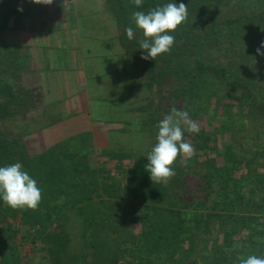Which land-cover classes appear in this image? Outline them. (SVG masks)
<instances>
[{
    "label": "trees",
    "instance_id": "trees-1",
    "mask_svg": "<svg viewBox=\"0 0 264 264\" xmlns=\"http://www.w3.org/2000/svg\"><path fill=\"white\" fill-rule=\"evenodd\" d=\"M27 1L30 0H0V29H14L9 27L8 23L12 3L16 5ZM205 1L197 0L196 7L190 6L187 21L178 26L175 32L169 33L175 36V43L170 53H165L163 56L166 57L167 63L170 65L175 57L184 54L186 59L201 71H214L227 77L230 72L227 66L207 65L205 59L211 56L212 50L217 47L223 46V49L231 47V44L228 45L226 41L222 42L224 39L221 36L223 35L217 33L219 25L233 24L237 29L238 26L241 27L240 29H244L246 22L243 21L242 15L229 17L226 21L223 20V23L219 22L210 14L211 8L206 6L207 20H210L211 23L206 28L202 26V31L196 33L199 25H195L192 13L202 7V2L207 4ZM114 2L119 4L122 15L129 19L127 14L130 9H132L130 11L132 13L134 11L147 13L150 9L174 1L143 0L140 8L134 5L133 0H126V3L125 0H114ZM125 4L128 6L126 7ZM14 12L17 13V9ZM202 20L205 22V18ZM129 26V22L126 20L123 28L126 29ZM3 36L0 33V86L5 87L10 96L8 101H13L11 104L15 102L20 104L14 105V107L11 104L8 106L5 99L0 96V117L7 118L26 111L22 109L21 102L23 101L17 99L22 92H18L19 89L17 90L12 84L11 76L15 72L4 70L1 66L4 62L3 53L5 54L12 47L3 41ZM134 37L138 42L135 32ZM198 37L199 43L196 44ZM203 39L206 41L204 42ZM230 40L232 41V39ZM150 65L154 67L155 62ZM189 75L191 77L195 74L188 72L185 77L190 78ZM242 81L247 88V93L242 91L240 95H236L234 100L236 103L230 107V109L233 108L232 111L236 110L240 114L241 119L234 116H230L226 120L222 118L219 126L212 130L203 127L198 134L193 135L190 139L187 136L192 133L185 129L184 140L194 146L195 155L190 159H185L183 156L177 157L172 166L176 172L175 177L167 185L153 184L149 177L137 180L133 191L137 192L138 196L134 197L128 192L129 200L139 199L142 194L141 189H144L146 191L153 190L150 194L153 197V204H158L159 200L162 201L161 206L141 203V215L137 212L126 211V206L131 202L129 204L121 199L113 198L115 193H112L113 189L109 186L103 187L106 195L104 198L95 199L92 196L95 190H89L88 185L83 183V175L79 177L82 171L78 172V178L72 182L70 171L73 172V168H65L66 170L63 169V171L57 167H51L53 165L45 164V156H30L20 140L3 137L2 132L4 131L0 128V167L20 162L18 159L21 158L23 169L37 181V185L42 191L41 203L35 211L13 210L2 200L0 201V262L8 264L19 261L24 264L20 248L21 245L25 246V242H29L41 251L45 259L50 260L52 264H60L57 262H61L62 254L66 250L64 247L72 241L68 231L70 225L78 224L80 230L82 227L81 221V224L73 223L72 213H76L77 217H82L80 216L82 212H84V218L89 219V214L101 215L105 218V222H100V228L103 230L107 229L106 227L118 226L120 228L124 225L132 237L134 224L138 222V219L142 220L139 237L130 241L132 247L123 246L121 237L115 239L116 244L109 243L103 236L98 237L102 248L99 249L96 245V250L91 253V260H85L87 264H150L147 261L154 259L155 254L158 256V260L165 264H239V258H247L249 255L264 257V95L259 94L253 87L254 81L251 79H242ZM250 94L251 96L255 95L257 100L261 99L258 102L263 117L260 115L252 117L253 109L256 106L253 105ZM222 100L223 98L220 97L216 101L218 108L226 107ZM24 107L28 109L26 106ZM225 111L223 110L224 113ZM214 113L212 117H209V125L219 116L218 110ZM196 116L194 117L196 118ZM226 133H229V139L224 138ZM152 147V145L147 147L149 152ZM143 162H145L144 159L140 161L136 159L133 167L123 173V176L127 177V183L133 181L132 173L136 172L137 168L145 167ZM191 174L199 179L197 180V191L201 192V200L178 206L179 203H174V201L178 199L181 202L185 191L189 189L187 180ZM74 177L76 176L74 175ZM173 180H179V183L172 184ZM176 185L179 186L178 189L175 187ZM101 196L99 195V197ZM148 198L140 199L144 201ZM170 203L173 207L170 206ZM87 204L90 206L88 211ZM61 212H63L62 215H60ZM66 216H68L67 219ZM85 220L84 227L86 228H82V230L88 228V222ZM12 221L19 222V226L28 228L27 231L25 230L27 233L23 234L22 241L24 242H21L23 244L14 241L16 231L12 227ZM188 223L191 225L188 226ZM66 228L67 232L63 234ZM101 229H94L92 233L97 235ZM82 234L84 235V233ZM172 235L178 236L181 240L176 238L174 242H164V239L167 240ZM220 237H223L222 241L219 240ZM127 240L123 239L124 242ZM50 242H53L54 245L58 244L60 247L55 246L54 250L45 249ZM25 251L24 258L32 256L28 253V249Z\"/></svg>",
    "mask_w": 264,
    "mask_h": 264
},
{
    "label": "rangeland",
    "instance_id": "rangeland-1",
    "mask_svg": "<svg viewBox=\"0 0 264 264\" xmlns=\"http://www.w3.org/2000/svg\"><path fill=\"white\" fill-rule=\"evenodd\" d=\"M71 1L73 5L78 4L82 15H87L88 12L82 10L86 5L85 0ZM106 1L109 6L110 16L113 15L119 21L121 24V30L119 33L120 44L117 41L111 40L109 44H103V47L106 50V53L112 54L109 56L111 62L113 59H115L117 65L119 62L121 64V61L122 63L125 62V67H122V72H119V69H115V71L110 70L104 74L103 65L99 69L92 70L93 73L96 71L97 75H100L103 72V75H101L104 76V82L108 83V92L111 84L115 85L119 90L117 93L120 92L119 115L122 119L121 129L118 131V134H114L112 140L108 141L110 144L108 145V148H103L102 144H104L105 139H102L101 141L94 140L92 135L70 137L57 142L53 141L54 143L44 139L45 136L42 134V130L49 127L50 124L43 123L40 120L39 115L32 112L35 109L36 101L39 102L38 96L42 95L39 91H34L30 88V85L35 86L33 85L31 74L33 71L31 66L32 61L28 58H21L18 60L15 46H12L9 51L5 52V54L3 53V58H1L4 59V62L1 66L4 70L8 69V71L13 70L15 72L14 75L11 76L13 81L12 84L17 90L19 89L18 92H22L17 99L23 101L21 102L23 105L22 109L26 112L12 115L7 118L0 117V128L4 131L2 132L3 137H8L11 140L16 141L20 140V143L24 145L30 156H45L44 158H46V161L44 160V163L47 165H53L51 167L54 168L57 167L62 170L65 168H73V172L70 171L73 179L72 182L78 178V172L82 171L79 177H82L83 175V183L85 182L86 185H88L87 187L89 190H95L92 194L95 199L104 198L106 195L103 187L109 186L113 189L112 193H115L113 198L121 199V201H126L129 204L131 202L130 205L126 206V211L137 212L141 215V203L161 206L162 201L159 200L158 204H153V197L150 196L153 190L146 191L144 189H141L142 194L140 198L149 197L147 200L145 199L142 201L140 198L129 200L128 192H130L132 196L134 195V197L137 195V192L133 191L135 188L134 185L137 184V180L145 177H149L150 179V176L145 170V167L142 169L137 168L136 172L132 173L134 175L133 181L127 183V177H124L123 173H125L128 168L133 167L136 159L139 161L144 159V166L147 164L146 156L149 152L147 147L149 145L153 146L156 143V135L158 132L157 125L165 115L170 113L172 107L187 111L190 118L197 122L200 129L204 127L208 130H212V128L219 126L222 118L226 120L228 117L234 116L235 118L241 119L240 114L237 113L236 110L232 111L233 108L230 109V107L233 106L232 104L236 103V101H234L236 95H240L242 91L247 93V88L243 85L244 82L242 79H251L254 81L253 87L257 89L259 94L264 95V56L256 54L257 48H259L261 43L264 42V0H206L205 2H207V4L202 2V7L192 13L195 25H199L200 27H197L196 33L202 31V26L206 28V26L211 23L210 20H207L208 15L205 11L206 6L211 8L210 14H212L219 22H222L223 20L226 21L229 17L243 16L242 19L246 22V27L244 29H240L241 27L239 26L237 29L233 24L219 25L217 33L223 35L221 36L222 39H224L222 42L226 41L228 45L231 44V47L225 49H223V46L217 47L212 50V55L205 59L207 65L227 66L230 71L228 72L227 77H223L221 74H217L214 71H201L189 62L184 54L183 56L180 54V56L175 57L170 65H168L166 57L163 56V54L158 56L156 60L141 59L142 55H146V53L140 49V41L144 39V36L142 30L138 29L134 21L131 19L132 12L130 11L132 9H130L127 14L129 19H126L124 15H122L120 6L117 2H114V0ZM173 1L177 4L183 2L187 5L188 9H191L190 6L192 5L193 7H196L195 3L197 0ZM12 5L13 6L10 8L11 13L8 17L9 24L11 16L13 19L17 16V13L14 11L17 9L18 4L14 5L12 3ZM125 6L127 7L128 4H125ZM203 18H205V22L202 20ZM126 20L133 28L138 42L135 37L132 40L127 38L125 29L123 28ZM12 23L13 25H10L9 27L16 29V20H13ZM236 23L238 24V22ZM9 29L10 28L0 29V33L5 35L6 31ZM110 30L111 26L109 25L103 30V32L105 35H109L111 32ZM229 38L232 39V41ZM9 39L13 38L9 36ZM100 39H103V35L100 36ZM82 40L85 42V39ZM196 41V44L199 43V37ZM84 46L87 45L84 43ZM119 47H121L120 51L127 55V61L122 60L124 57H122L123 55L119 52ZM187 48L189 50L188 45ZM261 50L264 51V49ZM37 51L38 53H42L40 56L47 60L48 67H44L42 70H45V73H47L46 86L49 89V94L54 92L58 96L60 94V89L58 87L60 86L57 85V78L61 77L65 80L66 78H64L63 75L67 74L71 69L65 64L63 67V63L58 62L56 59H51V56L48 53L49 51L44 49H37ZM153 62H155L154 67L150 65V63L153 64ZM108 65L109 64H107L106 60L107 68ZM110 66H112V63H110ZM47 68L49 70H47ZM60 68L61 70L58 72V69ZM89 72L90 71H88V75H90ZM113 72L115 73L113 74ZM188 72L195 75H192L191 77L189 75L190 78L185 77V74ZM69 75L70 74L66 75L68 80L70 79ZM46 78L43 79V81H45ZM27 79L28 81L26 83ZM94 88L95 86H92V91L89 92V97H91L87 107H90V112L93 111L92 117L94 118V122H96V120H98L97 116L103 107H101V109L99 108L101 105L99 99L100 91L95 90ZM110 91H112V89H110ZM0 96L5 99L8 106L13 103V101H8L10 96L4 86H0ZM81 96L85 98V96H88V93L85 92V95L83 93ZM220 97L223 98L222 101L226 104V109L221 106L219 108L217 107L216 101ZM250 98H252L253 105L256 106V110L255 108L253 109L252 117H258V115L263 117V114L260 113L262 110L259 108V99H255V95L253 94L252 96L250 94ZM11 105L14 107V105L20 104L15 102ZM113 106L112 109L118 113L116 111L119 107L118 104ZM216 110H218L219 116L209 125V117H212ZM223 110L228 112L225 111L224 113ZM199 112L200 114L196 116ZM152 116L155 121H153L154 119ZM194 116H196V118ZM94 126L96 125L93 124V128ZM228 131L231 132V130ZM246 133L248 132L246 131ZM193 135H196V133L189 134L187 137L190 139ZM184 136H186L185 131ZM112 137L113 134L110 135V138ZM224 138L229 139V133H226ZM47 144L50 146H47ZM18 160L23 164L21 158ZM74 175L76 177H74ZM197 180H199L198 177L191 174L187 180L189 189L185 191L181 202L177 199L174 203L178 202V206H181L183 204L186 205L185 203L200 201L202 196H200L201 192L197 191ZM178 181L179 180H173L172 184H178ZM175 187L178 189L179 186L176 185ZM175 191L174 188V192ZM174 192L172 193L174 194ZM99 195L102 196L99 197ZM149 199L151 200L149 201ZM1 200L2 199H0V201ZM170 206L173 207L171 203ZM89 207L90 206L87 204V211ZM83 213L84 212L80 214L82 217H77L76 213H72L75 221H73V223H80L81 221L82 224H80L82 227L80 230L78 224L70 225L68 231L70 232L72 241L71 243H67L66 247H64L66 250L62 254L63 257L61 262L58 261L57 263L87 264L85 260H91V253L96 250V245L99 249L102 248V245L98 242L100 241L98 237L101 236L105 237L111 244H116L115 239L118 237L120 239L121 237L123 246L128 245L132 247V243L130 244L131 239L133 240L139 237V233L142 229V220L138 219V222L134 224L135 226L133 230L135 232L133 231V237L124 225H122V227L124 226L123 230H121L122 227L118 228V226L113 228L106 227L107 229L103 230L100 228V222H105V218L101 215L89 214L90 218L88 219L85 217V220ZM62 214L63 212H61L60 215ZM67 217L68 216L65 218L67 219ZM84 220L88 222V228L82 230V228H86L84 227ZM12 223V227L16 231V234L14 235L15 243L24 242L22 241L23 234L27 233L25 230L28 228L19 226V222L16 221H12ZM190 225L191 224L188 223V226ZM94 229L101 230L95 235L92 233ZM108 229L111 230L109 231ZM66 230L67 228L64 230L63 234L67 232ZM82 233H84V235ZM176 238L181 240L178 236L172 235L171 238H168L167 240L164 239V242H174ZM123 239H125V241L128 240L127 242H124ZM222 239L223 237H220L219 240L222 241ZM24 244L25 246L21 245L20 248L21 258L24 264H52V262L45 259L44 254L32 246L31 243L25 242ZM55 246L60 247L58 244L54 245L53 242H50L45 249L54 250L53 247ZM26 249L29 250L28 253H30V256L32 255L31 257H23ZM155 255L154 259H148L147 262L150 264H165L161 260H158V256ZM0 264L4 263L0 262ZM8 264H22V262L20 263L18 261Z\"/></svg>",
    "mask_w": 264,
    "mask_h": 264
},
{
    "label": "crops",
    "instance_id": "crops-1",
    "mask_svg": "<svg viewBox=\"0 0 264 264\" xmlns=\"http://www.w3.org/2000/svg\"><path fill=\"white\" fill-rule=\"evenodd\" d=\"M70 1L53 0L51 5L35 4L30 1L19 3L16 16L17 27L7 30L3 41L15 46L18 60L28 58L32 61L31 74L35 86L30 85V88L42 94L38 96L39 102L36 101L32 112L39 115L43 123L50 124L42 130L44 139L54 143L70 137L92 135L94 140L105 139L102 144L105 149L110 145L108 141L112 140L114 134H118L121 129L122 119L119 115L120 92L117 93L119 90L113 84L110 85L108 92V83L104 82L102 75L103 72L105 74L115 69L122 72L125 62L121 61L118 65L115 59L111 62L109 56L112 54L106 53L103 44H109L111 40L120 44L121 24L113 15L110 16L106 0H85L86 5L82 10L88 12L86 16L81 14L78 4L73 5ZM20 8L23 11H19ZM13 20L11 17L9 25H13ZM109 25L111 32L105 35L103 30ZM102 35L103 39H100ZM9 36L13 39H9ZM82 39H85V42ZM84 43L87 46H84ZM37 49L49 51L51 59H56L63 63V67L65 64L71 69L63 75L65 80L58 75L61 78H57V85L61 87H58L60 89L58 96L54 92L49 94L46 86L47 73L42 70L48 67L47 60L40 56L42 53H38ZM120 50L121 47H119V52L123 55L122 60L124 61L127 55ZM106 60L109 64L108 68ZM102 65L104 69L101 76L97 75L96 71L93 73V69H99ZM68 74H70L69 80L66 76ZM45 78L46 80L43 81ZM92 86L100 91L101 105L99 108L103 107L96 122L92 117L93 111L90 112V107H87ZM85 92L88 96L83 98L81 95L83 93L85 95ZM116 104L119 106L116 110L118 113L112 109V106ZM93 124L96 125L94 128ZM112 134L113 137L110 138ZM47 146L50 145L47 144Z\"/></svg>",
    "mask_w": 264,
    "mask_h": 264
},
{
    "label": "clouds",
    "instance_id": "clouds-1",
    "mask_svg": "<svg viewBox=\"0 0 264 264\" xmlns=\"http://www.w3.org/2000/svg\"><path fill=\"white\" fill-rule=\"evenodd\" d=\"M31 3L51 5L53 0H30ZM134 5L140 8L143 0H133ZM23 11L22 8L18 9ZM131 19L136 27L143 32L144 39L140 41V49L146 55L143 60H156L158 56L170 53L178 26L188 19V7L185 3L171 2L163 6L144 11H134ZM129 40L134 39V30L131 26L125 29ZM264 42L257 48L256 54L264 56ZM156 143L147 154L145 170L149 173L153 184L167 185L175 177L172 167L178 156L190 159L195 155V148L184 140L185 129L189 133L198 134L200 127L192 120L187 111L172 107L170 113L159 121ZM0 199L13 210H37L41 200L42 191L20 162L0 167ZM239 264H264V257L249 255L239 258Z\"/></svg>",
    "mask_w": 264,
    "mask_h": 264
}]
</instances>
